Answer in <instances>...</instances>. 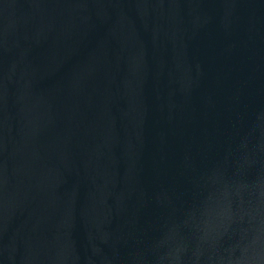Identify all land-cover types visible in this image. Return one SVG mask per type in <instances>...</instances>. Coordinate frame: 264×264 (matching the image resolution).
Here are the masks:
<instances>
[{
  "label": "water",
  "instance_id": "water-1",
  "mask_svg": "<svg viewBox=\"0 0 264 264\" xmlns=\"http://www.w3.org/2000/svg\"><path fill=\"white\" fill-rule=\"evenodd\" d=\"M0 264H264V0H0Z\"/></svg>",
  "mask_w": 264,
  "mask_h": 264
}]
</instances>
